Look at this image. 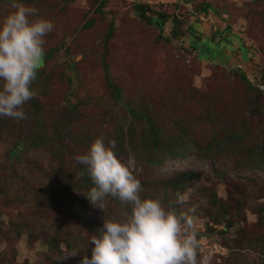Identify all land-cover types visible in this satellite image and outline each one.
I'll use <instances>...</instances> for the list:
<instances>
[{
	"label": "rangeland",
	"instance_id": "374dc122",
	"mask_svg": "<svg viewBox=\"0 0 264 264\" xmlns=\"http://www.w3.org/2000/svg\"><path fill=\"white\" fill-rule=\"evenodd\" d=\"M13 2L55 26L27 119L0 117V264H81L107 216L130 211L93 205L78 181L74 157L101 135L142 198L187 194L176 207L193 217L198 260L264 264V0H0V22ZM138 3L167 17L162 30ZM141 114L163 146L144 149Z\"/></svg>",
	"mask_w": 264,
	"mask_h": 264
},
{
	"label": "clouds",
	"instance_id": "9594fccd",
	"mask_svg": "<svg viewBox=\"0 0 264 264\" xmlns=\"http://www.w3.org/2000/svg\"><path fill=\"white\" fill-rule=\"evenodd\" d=\"M14 11L0 22V117L27 119L24 105L34 98L32 84L44 64L45 37L54 22L37 17L38 10L12 3ZM116 141L97 137L88 152L74 157L87 166L94 187L88 192L93 205L111 196L130 211L107 216L99 236H92L91 259L81 264H209L210 256L198 260L199 241L193 217L178 209L187 194L175 203L163 197L142 198V186L130 167L116 155ZM83 174V173H81ZM71 255H76L73 253Z\"/></svg>",
	"mask_w": 264,
	"mask_h": 264
},
{
	"label": "trees",
	"instance_id": "16d2710c",
	"mask_svg": "<svg viewBox=\"0 0 264 264\" xmlns=\"http://www.w3.org/2000/svg\"><path fill=\"white\" fill-rule=\"evenodd\" d=\"M211 10V8L209 7L208 4L204 5V7H202L201 12H207ZM135 11L138 15V17L146 22H148L149 24H156L161 30L164 26V23L166 22V16L162 13H156V15L153 17L150 15V13H152L151 8L148 5H144L141 3L135 4ZM173 22H175L176 24L178 23L177 19H173ZM172 35L175 37L177 36V33L175 31V28L172 29ZM111 35V30L108 31V36ZM202 42V40L198 37H194L192 35V40H191V47L198 52V45L196 47V45H194L196 42ZM212 44V42H210ZM241 73V77L247 82L250 83L244 73L242 71H240ZM41 76V72L38 71L36 79L34 80L33 84H36L39 81V78ZM252 86H255V84L251 83ZM264 87V81L263 84L261 85ZM259 89V86L256 87ZM262 93H264L262 90H260ZM36 109L37 106H35ZM137 114V112L135 113ZM143 118V121L145 122V124H147V131H148V139L145 142L144 145V149L145 150H151L153 148H156L157 146H163L161 140L158 138V130L156 129V125L151 122V120L149 119V117L146 114H141L140 115ZM40 121H37V123H39ZM24 140L18 139L17 140V145L21 146L22 142ZM26 143L28 145L29 148H38L39 146H43L44 144V138L41 135H36L34 134L33 136H27L26 139ZM19 151V149H14L13 151L10 152V155L13 156L15 153H17ZM250 153H252V150L250 151ZM169 158L171 159H176V158H180L182 157L184 154L183 153H178V151H175V153H169ZM166 161V160H165ZM163 163V162H162ZM78 172H79V183L81 184V188H84L85 190H90L91 187H94L91 178L88 174L87 171V166L86 165H80L78 168ZM83 173V174H81ZM190 174V173H188Z\"/></svg>",
	"mask_w": 264,
	"mask_h": 264
},
{
	"label": "built area",
	"instance_id": "2783aa9c",
	"mask_svg": "<svg viewBox=\"0 0 264 264\" xmlns=\"http://www.w3.org/2000/svg\"><path fill=\"white\" fill-rule=\"evenodd\" d=\"M259 87H260V86H259ZM260 88H261V90L264 92V87H263V86H261Z\"/></svg>",
	"mask_w": 264,
	"mask_h": 264
}]
</instances>
